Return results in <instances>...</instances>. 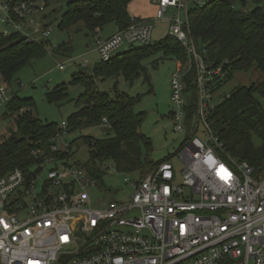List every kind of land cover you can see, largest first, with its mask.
I'll use <instances>...</instances> for the list:
<instances>
[{
    "label": "built area",
    "instance_id": "2783aa9c",
    "mask_svg": "<svg viewBox=\"0 0 264 264\" xmlns=\"http://www.w3.org/2000/svg\"><path fill=\"white\" fill-rule=\"evenodd\" d=\"M206 1L158 0L155 15L162 19L168 7L178 10L168 19L167 34L186 51V61L170 77L174 130L188 131L176 153L180 166L166 158L135 170L137 176L125 180L127 197L95 202L88 189L96 179L65 159L45 156L35 170L33 165L1 174L0 264H264V169L231 155L207 122L221 98H215L220 89L213 91L212 84L225 71L209 68L190 36L188 11ZM46 7L44 0H0V23L10 29L0 34L48 40ZM152 29L144 19L106 38L96 29L100 60H109L122 45L150 44ZM191 69L194 92L184 79ZM6 89L0 87V96ZM200 125L204 139L196 134ZM66 134L62 121L50 139L51 151L69 150ZM44 165L53 167L38 191Z\"/></svg>",
    "mask_w": 264,
    "mask_h": 264
},
{
    "label": "trees",
    "instance_id": "16d2710c",
    "mask_svg": "<svg viewBox=\"0 0 264 264\" xmlns=\"http://www.w3.org/2000/svg\"><path fill=\"white\" fill-rule=\"evenodd\" d=\"M44 1L48 6V0ZM130 1L66 0L59 28L67 29L82 23L91 36L95 35L96 29L101 31L108 23H114L121 30L138 20L132 18L127 10ZM247 1L253 4L250 11L245 10ZM188 27L206 65L212 69L222 66L225 71L224 76L212 84L213 91L221 89L237 71L255 70L261 75L260 81L255 80L247 86L238 85L223 93L209 111L207 122L231 155L245 160L256 169H264V109L256 99V96L264 97V0H208L201 5L191 6ZM47 43L48 40L27 42L16 35L0 34V76L9 81L25 63L46 54ZM66 48L64 43L57 45L52 47V53L65 54ZM124 50L109 60L100 61L90 71L80 70L72 76L73 80L83 83L85 90L78 98L80 107L65 121L66 132L95 125H102L107 130V137L103 139L84 137L90 148L85 165L70 163L83 168L96 180L100 178L97 163L102 160L113 161L116 169L122 172L143 170L145 166L139 145L143 139V136H139V116L133 110L135 99L101 91L97 89L96 81L105 76L119 75L133 79L144 70L141 60L157 51L181 63L186 61L184 47L168 34L156 45H131ZM192 69L184 79L186 88L194 92ZM64 89V85H59L53 93L62 95ZM24 105H28V101L20 100L16 93L6 102L4 118L9 117L7 115L15 108L22 109L21 118L15 120L22 137L18 139L12 136L13 133L9 137L3 136L0 142V175L15 168L28 169L39 164L45 156L65 159L66 163L70 158V148L59 153L50 149V139L58 125L44 122L38 117L31 118L29 106ZM253 135L260 140L259 146L254 144ZM73 141H70V146ZM36 151L43 153L39 155ZM146 160L147 164L149 159ZM156 163L152 161L150 164Z\"/></svg>",
    "mask_w": 264,
    "mask_h": 264
},
{
    "label": "rangeland",
    "instance_id": "374dc122",
    "mask_svg": "<svg viewBox=\"0 0 264 264\" xmlns=\"http://www.w3.org/2000/svg\"><path fill=\"white\" fill-rule=\"evenodd\" d=\"M48 3L44 12V14H50L47 17V23L51 30L45 47L47 53L25 63L12 75L9 81H5L0 76V87L3 85L7 87L6 92L0 96V142L3 140V136L9 137L12 133V136L14 135L18 139L22 137L15 123L16 119L21 118L19 115L22 113V109L15 108L7 115L9 117L4 118L6 102L14 93L20 100L28 101V105L24 106H29L31 118L38 117L44 122L60 125L62 121H67L78 110L80 107L78 98L85 90L83 83L73 80L72 76L80 70L90 71L101 61L95 49V35L91 36L82 23L67 29L59 28V19L65 10L66 0H48ZM157 8L158 0H131L127 7L129 13L137 15L140 19L150 20L153 24L151 45L160 43L167 36L170 24L168 19L170 16L178 14L175 7H168L164 17L156 19ZM252 8V2L247 1L245 10L250 11ZM4 29L10 30L0 23V32ZM114 30H116V25L108 23L99 34L102 38H106ZM63 43L68 48H66L65 54L52 53V47ZM125 46L119 47L115 54L124 52ZM69 59H72L74 63L73 61L69 62ZM60 64L64 65L63 69L58 67ZM141 64L144 70L135 78L126 79L122 75L105 76L96 81V87L110 95L118 93L135 99L133 110L139 116L138 130L143 136L139 143L143 165H145L143 170L151 166L149 160L156 163L165 158H168L175 166H180L176 153L188 135V131H175L171 116L174 106L171 101L170 77L178 68V61L172 56L157 51L143 58ZM261 79V75L255 70L237 71L218 91L215 98L221 97L223 93L238 85L247 86L250 82ZM59 85H64L65 91L64 94L56 96L53 90ZM184 98L189 104L192 103L187 95ZM256 99L264 109V97L256 96ZM5 100L6 102H4ZM189 117L192 118L191 112H189ZM201 127L200 125L196 134L204 139L206 136L201 132ZM85 136L103 139L107 137V130L102 125H95L67 133L64 136L66 142L70 143L74 139L73 145L70 146L69 163L82 166L88 161L90 148L84 139ZM252 138L254 144L259 146L260 140L255 135ZM146 159H149L147 164ZM97 164L100 166V178L96 180L95 187L88 189L93 202L121 200L127 197L130 188L125 180L127 178L133 180L137 173L118 171L114 162L110 160H102ZM52 167L53 165L42 167L44 170L38 176L35 185L38 191L45 185L47 170ZM35 169H37V165L33 167V170Z\"/></svg>",
    "mask_w": 264,
    "mask_h": 264
},
{
    "label": "crops",
    "instance_id": "0c3cea01",
    "mask_svg": "<svg viewBox=\"0 0 264 264\" xmlns=\"http://www.w3.org/2000/svg\"><path fill=\"white\" fill-rule=\"evenodd\" d=\"M157 10H158V8H157ZM157 10H156V12H157ZM130 14V16L132 17V18H137V19H140L137 15H133V14H131V13H129ZM155 15H156V13H155ZM116 30H117V27H116ZM116 30H114V32L116 31ZM113 32V33H114ZM113 33H111V34H113ZM110 34V35H111ZM110 35H108V36H110ZM107 37V36H106ZM126 47V49H127V46H125ZM179 62V61H178Z\"/></svg>",
    "mask_w": 264,
    "mask_h": 264
},
{
    "label": "water",
    "instance_id": "95a60500",
    "mask_svg": "<svg viewBox=\"0 0 264 264\" xmlns=\"http://www.w3.org/2000/svg\"><path fill=\"white\" fill-rule=\"evenodd\" d=\"M139 136H141L140 132H139ZM151 162H152V160H149V163H151Z\"/></svg>",
    "mask_w": 264,
    "mask_h": 264
}]
</instances>
